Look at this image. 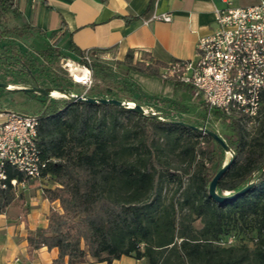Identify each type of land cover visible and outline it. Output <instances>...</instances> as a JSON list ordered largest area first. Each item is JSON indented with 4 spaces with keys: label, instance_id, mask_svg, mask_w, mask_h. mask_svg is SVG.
Here are the masks:
<instances>
[{
    "label": "trees",
    "instance_id": "trees-1",
    "mask_svg": "<svg viewBox=\"0 0 264 264\" xmlns=\"http://www.w3.org/2000/svg\"><path fill=\"white\" fill-rule=\"evenodd\" d=\"M153 4L150 0L144 17ZM7 14L18 15L14 2L0 0V83L72 93L81 87L92 98L156 104L165 116L188 112L177 100L145 95L129 77L130 72L161 76L169 62L147 54L135 60L128 50L114 62L123 67L117 74L112 63L91 54L87 64L84 51L73 46L69 54L56 43L27 49L15 41L21 31L2 23ZM65 61L88 66L91 84L72 80L60 65ZM169 79L175 91H193ZM41 102L37 140L46 162L43 173L53 186L43 189V197L58 201L61 211L52 209L47 227L28 235L30 254L57 248L53 264L80 263L87 256L107 264L121 256L146 264H264V95L253 118L212 112L234 154L217 181V194L231 196L251 184L223 202L208 196V186L231 157L225 161L224 150L210 136L115 105L62 96ZM206 114L202 103V119ZM13 176L10 172L9 179ZM9 179L0 188V212L20 198ZM229 236L250 238L252 244H219Z\"/></svg>",
    "mask_w": 264,
    "mask_h": 264
},
{
    "label": "crops",
    "instance_id": "crops-1",
    "mask_svg": "<svg viewBox=\"0 0 264 264\" xmlns=\"http://www.w3.org/2000/svg\"><path fill=\"white\" fill-rule=\"evenodd\" d=\"M257 1L154 0L149 16L144 17L150 0H13L18 15H12V24L5 25L18 28L33 49L56 43L68 54L73 46L102 60H123L132 50L135 60L147 54L154 61L168 63L195 59L198 39L216 29V8L247 7ZM162 14L170 15L171 20H149ZM129 77L149 97L177 100L179 91L168 78L138 72H130ZM47 187L53 186L31 181L18 189L20 198L0 212V264H53L57 258V248L28 252V235L47 227L52 209L61 211L58 201L43 197ZM71 264L107 262L87 256L84 262ZM110 264L146 263L121 256Z\"/></svg>",
    "mask_w": 264,
    "mask_h": 264
},
{
    "label": "built area",
    "instance_id": "built-area-1",
    "mask_svg": "<svg viewBox=\"0 0 264 264\" xmlns=\"http://www.w3.org/2000/svg\"><path fill=\"white\" fill-rule=\"evenodd\" d=\"M152 19L168 22L171 16L162 14L149 20ZM215 22L216 29L198 39L195 59L169 62L161 76L174 77L193 87L207 107L205 121L212 117L214 110L226 116L240 112L253 118L264 95V0L247 7L216 8ZM83 59L90 64L87 50ZM73 63L87 71L84 82L74 81L89 86L90 68ZM38 123L37 113L0 112V188H5L10 172L14 173L9 183L15 194L31 181L50 184L49 175L43 173L46 162L38 145ZM232 242L233 236H229L219 244Z\"/></svg>",
    "mask_w": 264,
    "mask_h": 264
},
{
    "label": "rangeland",
    "instance_id": "rangeland-1",
    "mask_svg": "<svg viewBox=\"0 0 264 264\" xmlns=\"http://www.w3.org/2000/svg\"><path fill=\"white\" fill-rule=\"evenodd\" d=\"M1 21L3 24H9V25L12 24L11 22L12 15L11 14L5 15L1 19ZM22 35L23 34L20 33L18 36H16L15 41L18 42L24 48L33 49V46L31 45L30 40H28L26 36L23 37ZM140 57L137 60H140ZM143 60L146 63L149 62V58H144ZM106 61L114 65L113 68L117 74L123 73V67L116 66L114 64V62L118 60L111 59V60H106ZM60 65L62 66L63 69H65V66L62 62ZM163 71L164 69L161 70V75ZM67 74L72 80H74L73 77L69 75L68 72ZM88 79H90L91 81L94 80L93 71L91 69H90V73H88ZM168 80L170 79L168 78ZM73 93L85 95V89L81 87L75 88ZM120 94L123 95L122 92ZM60 95L62 94L60 93ZM49 97L57 98L59 97V95L52 96L50 94ZM176 97H177L178 102L182 103L188 108V112L186 113L174 112V113H170L169 116H165L164 114H166V110L163 109L162 111H159V106L156 104H149L146 102H142V103L132 102V103L140 105L145 114L157 115L158 117H160L161 119L165 121H167L168 119H172L175 121L187 123L189 125L201 124L203 128L212 130L213 132H216L219 136L225 133L226 130L224 129V127H222V125H220L216 120H214L213 116L210 117L207 121H205V119H202V117L200 116V110L202 107L201 96L197 97L195 90L193 91L179 90ZM45 98H47V96L36 94V93H28L23 90H6L3 88H0V112L7 111V110H13V111L24 112V113H37L42 108L41 101H43ZM121 101H124V100H121ZM124 102H129V101H124ZM229 158H230V153L226 152L225 161H227ZM196 227H199V224H197ZM240 240L246 241L249 245L252 244L251 239L245 238V237L244 239H240L239 237H235V238L233 237V242L231 244H236Z\"/></svg>",
    "mask_w": 264,
    "mask_h": 264
},
{
    "label": "water",
    "instance_id": "water-1",
    "mask_svg": "<svg viewBox=\"0 0 264 264\" xmlns=\"http://www.w3.org/2000/svg\"><path fill=\"white\" fill-rule=\"evenodd\" d=\"M0 88L6 89V90H23L25 92L28 93H36V94H41V95H45L47 97H49L50 93L52 91H57L62 95V97H66L68 99H71L72 101H83V102H89V103H101L104 105H115L121 108H125V109H129L131 111H134L140 115H149L152 118L158 120V121H162V122H173V123H178L180 125L186 126V127H190L194 130H197L199 132H201L202 134H206L208 136H210L223 150L224 152H229L230 153V159L216 172V174L213 176L211 182L209 183L208 186V196L215 200L216 202H223L226 200H230L231 198L237 196L238 194H240L241 192L245 191L246 189L249 188V186L251 184H248L245 188H243L241 191L229 196V192H224L223 195H219L216 192V185H217V181L219 180V178L222 176V174L224 173V171L227 169V167L230 165V163L232 162L233 158H234V154L231 151V149L229 148V146L226 144L225 140L219 136L216 132H213L212 130H209L207 128H201V127H196L193 125H189L187 123H183V122H179V121H165V120H159L157 119L156 115L154 114H145L144 111L142 110L141 106L138 104H135L133 107H129L127 105L128 102H124L121 100H117V99H109V98H92V97H88L86 95L83 94H74L72 92H66L62 89H52V88H41V87H19V88H14V89H9L7 88L6 84L4 83H0Z\"/></svg>",
    "mask_w": 264,
    "mask_h": 264
},
{
    "label": "bare ground",
    "instance_id": "bare-ground-1",
    "mask_svg": "<svg viewBox=\"0 0 264 264\" xmlns=\"http://www.w3.org/2000/svg\"><path fill=\"white\" fill-rule=\"evenodd\" d=\"M62 63L64 64L65 69L67 70V72L69 73V75H71L74 80L80 81V82H84L85 81V79L87 78V71H86V69L80 68L77 65H75L73 62H70V61H65V62H62ZM50 94L52 96L59 95V97L63 95V94L60 95V93L57 92V91L56 92L55 91H52ZM127 105L129 107H133V105L130 104L129 102L127 103ZM156 117H157V119L162 120L157 115H156Z\"/></svg>",
    "mask_w": 264,
    "mask_h": 264
}]
</instances>
